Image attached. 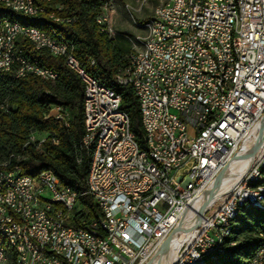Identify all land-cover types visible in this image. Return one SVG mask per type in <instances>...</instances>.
<instances>
[{
    "label": "built area",
    "instance_id": "2783aa9c",
    "mask_svg": "<svg viewBox=\"0 0 264 264\" xmlns=\"http://www.w3.org/2000/svg\"><path fill=\"white\" fill-rule=\"evenodd\" d=\"M101 1L100 29L101 22L111 24V18H104V4L111 0ZM36 6L41 5L33 1V8L25 6L22 14L34 15ZM43 13L58 22L75 20L57 17L47 6ZM155 18L158 41L147 40L152 50L140 62L128 53L131 63L121 68L127 69L129 81L115 79L132 86L137 95L142 125L152 134L144 148L132 134L114 136V129L124 124L120 99L86 78L89 127L100 141L88 170L87 192L99 209L97 218L69 225L78 201L51 170L33 180H23L18 164L0 171V230L19 233L28 242L32 264H164L161 260L173 246L164 254L161 248L179 221L172 264L202 262L212 250L229 246L224 233L232 209L243 205V198L254 201L257 189L249 188V178L264 163V140L252 153L264 130V0H177L172 8L160 5ZM143 20L133 25V35L123 37L131 45H137L145 29ZM9 28L22 40L36 36L20 26ZM41 40L53 46V56L67 44L56 38ZM230 42H237V49H230ZM0 59L14 65L10 46L0 51ZM64 60L85 78L74 52ZM94 64L89 58V65ZM30 68L47 75L40 60L23 59V71ZM11 111L3 109L5 114ZM54 119L69 127L66 108L56 105ZM202 122H209L208 132H201ZM48 137L47 132L33 131L29 144L42 151ZM87 142L82 138L85 150ZM102 142H112V149H102ZM243 145L242 154L249 155L242 159L246 164L239 179L219 191L229 174L212 197L183 216L206 188L214 189V179ZM156 161L165 162L166 175L157 174ZM9 185L19 186L18 196L9 195ZM47 227H55L54 237L46 236ZM256 264H264V250Z\"/></svg>",
    "mask_w": 264,
    "mask_h": 264
},
{
    "label": "trees",
    "instance_id": "16d2710c",
    "mask_svg": "<svg viewBox=\"0 0 264 264\" xmlns=\"http://www.w3.org/2000/svg\"><path fill=\"white\" fill-rule=\"evenodd\" d=\"M41 3L48 7L49 12L54 11L57 17L71 16L74 22H58L48 13L22 18L3 6L0 7V18L6 16L23 24L60 31L86 70L120 94L121 109L129 116L135 139L144 148L145 131L137 95L132 86L121 85L115 80L118 72L124 69L121 67L128 65L130 50L118 45L110 33L99 30L96 18L102 1L48 0ZM17 43L28 55L40 60L42 66L57 71L59 76L57 80H44L31 74L16 79L6 74L0 78V105L8 99L12 109L9 114L0 109V167L4 162L8 163L7 168L18 164L23 174L31 176L43 170L53 171L63 185L79 194L69 225L97 218L99 209L87 193L91 155L82 147L85 133L82 78L66 65L63 56H53L46 49L32 51L33 44L20 37ZM89 58L95 60L93 66L89 65ZM56 105L69 111V127L59 124L52 115L46 116ZM33 131L49 133L42 144V151L40 147L27 143ZM53 139H57V144ZM234 221L230 237L234 245L228 246L223 254H218L206 264H249L256 250L264 245V202L261 208L243 207ZM0 245L8 247L1 235Z\"/></svg>",
    "mask_w": 264,
    "mask_h": 264
},
{
    "label": "bare ground",
    "instance_id": "6f19581e",
    "mask_svg": "<svg viewBox=\"0 0 264 264\" xmlns=\"http://www.w3.org/2000/svg\"><path fill=\"white\" fill-rule=\"evenodd\" d=\"M33 1L37 2L38 5H41V6H36L34 8V15L22 14V9H24L25 6L26 8H33ZM41 1L44 2L48 0H0V6L9 8L10 10L14 11L22 18H32L40 13H43V6L45 5L42 4ZM176 1L177 0H165L162 4L157 5L153 9L152 13L147 17L146 22L143 24V27H145V30L147 31V36L143 37L140 35V37H137V41H138L137 46L140 50H134L132 52L134 53L133 62H140L142 60V57H144V54H148V50H152L151 41H158L159 21L158 19L155 18V16L160 15V5H165V8H172L175 6ZM112 2L113 0H111V4H105L104 18H110V12L112 10ZM230 2L238 3V0H230ZM96 22L98 23V27L101 32H108L110 34L114 32L113 30H111L110 22H101V29L98 21V16L96 18ZM134 23L138 25L135 20ZM9 25L20 26L23 27L24 30L33 31L36 34V36H28L25 38V40H28L33 44L34 48L32 51L38 49H46L51 55H54L53 46L48 44V42L41 40V38H47V39L56 38V39H60L61 42H65L67 44L64 46V48L56 49L55 56H63L64 58H68V56L73 55V50L71 45L66 40L65 36L57 29L55 28L41 29L37 26L23 24L16 20L10 19L6 16H3L0 18V51H6V47L10 46V56L14 61V65L9 66L3 64V59H0V78H4V76L8 74L11 78L16 79L19 78V76H21L23 73V77L28 74H31L40 77L44 80H54V78L56 79L59 76V73L45 66H42V68H47V75H45V73L43 72H37V68H30L29 70L23 71V59H25L27 62H38V60L35 57L28 55L25 52V50L20 47L19 43H17V40L19 37L21 38V34L11 33ZM150 39L151 41H147ZM230 49H237V42H230ZM77 62L80 63L81 68H83V73L85 75V78H82V81L84 83V86H86V78L90 79L95 87H100V89L107 91V93L111 94L112 96L119 97L120 105H121V96L119 93L107 87L100 79L90 74L86 70V68L81 64L78 58H77ZM130 63H131V56L128 55V65ZM121 78L122 81H129V74H127L126 68L120 70L116 75V79H121ZM117 82L121 84L119 81ZM9 102L10 101L6 99L0 105V109L2 111L3 109H11ZM83 105H84L83 108L85 113L84 114L85 133L83 138H88L86 150H88L91 155L89 168H93L94 152H97V150L100 149V141H99V135H95V128L89 127L86 98H84ZM120 114L124 117V124L123 127L114 129V136H126L127 134H132L135 139V134L131 130V123L129 116L125 111L121 109V107H120ZM50 115H52L55 118V106L52 107L50 113L47 114L46 116H50ZM143 129L145 131L144 140L146 144V141H152V134L151 132H149V126H143ZM208 131H209V122H202L201 132H208ZM30 135H33V132H31ZM27 143H29V141ZM102 149H112V142H102ZM7 164H8L7 162H4L0 167V171L4 170V166H6ZM245 164L246 161L240 160L239 162H236L235 164L232 165V171H231L232 175L230 179L223 184V186L219 189V191L220 190L223 191L229 186L230 183L233 184L235 183V180L239 179L240 175L243 173ZM19 169H20V176L23 178V180H33L39 176V174L36 176L23 174L20 166ZM156 170L158 175H166L165 162L156 161ZM263 170H264V163H263V169H258L256 174L253 177L249 178V188L257 189V193L254 195V201L251 198H243V205H238L237 207L232 209L231 216L228 217V221H227V230L224 233L225 245H229V246L234 245V242L230 240V237L232 236V232H233L232 228L235 223L234 220L236 219V216L238 215L239 211L246 206H256L260 208L263 207V202H264ZM65 187L69 189V192L71 194L76 196L78 201L79 194L76 191L72 190L70 187L68 186ZM87 192H91L89 171L87 175ZM18 193H19V186L9 185L10 196H18ZM184 216L186 217L189 216V213ZM54 234H55V227L46 228L47 237H54ZM0 235L4 237L8 246L5 247L0 245V264H32V262L34 261V252L29 251L28 242L22 241L19 233H10L7 230H0ZM176 249L177 248H175V243H174L173 248H170L169 254L164 259H162L161 262H163L164 264H172L175 258ZM225 250L226 249L212 250V252L209 253L205 258V260H203L202 262L182 261L179 262V264H206L208 260L214 258L218 254H223ZM262 250H264V245L256 250L255 255L249 261V264H256V257Z\"/></svg>",
    "mask_w": 264,
    "mask_h": 264
},
{
    "label": "rangeland",
    "instance_id": "374dc122",
    "mask_svg": "<svg viewBox=\"0 0 264 264\" xmlns=\"http://www.w3.org/2000/svg\"><path fill=\"white\" fill-rule=\"evenodd\" d=\"M163 0H145V4L140 7L142 2L140 0H113L111 10V26L115 33H120L122 38L115 35V41L118 45L129 49V53L137 50V45H131L127 39L123 37H129L133 35L135 30L133 28L134 20L140 22V19L147 17L151 14L153 8L157 4H161ZM146 20L143 21V24ZM114 32L111 34L114 38ZM140 35L147 36L145 29L140 32ZM138 42V41H137Z\"/></svg>",
    "mask_w": 264,
    "mask_h": 264
},
{
    "label": "water",
    "instance_id": "95a60500",
    "mask_svg": "<svg viewBox=\"0 0 264 264\" xmlns=\"http://www.w3.org/2000/svg\"><path fill=\"white\" fill-rule=\"evenodd\" d=\"M264 140V130L259 133L256 142L252 145V153L258 148L260 143ZM244 147H247L246 145H243L238 150V153L234 155L227 165L224 166V168L219 172V174L214 179V189L206 188L202 194L190 204L189 208L185 210L184 215L188 214L191 210H195L197 207L201 205L205 200L212 197L215 193V189H219L221 187V184L226 181L229 174H231L232 171V165L236 162H239L240 160L246 158L249 154H242V150ZM181 228V221L178 222V224L174 227L172 232L169 234V236L166 238V240L163 243V246L161 248V254H164L168 251L170 244L172 246L174 245V238H176L177 234L179 233ZM157 264H160V261H157Z\"/></svg>",
    "mask_w": 264,
    "mask_h": 264
}]
</instances>
